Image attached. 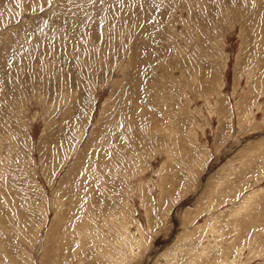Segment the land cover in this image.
Masks as SVG:
<instances>
[{"label":"rangeland","instance_id":"rangeland-1","mask_svg":"<svg viewBox=\"0 0 264 264\" xmlns=\"http://www.w3.org/2000/svg\"><path fill=\"white\" fill-rule=\"evenodd\" d=\"M0 264H264V0H0Z\"/></svg>","mask_w":264,"mask_h":264}]
</instances>
